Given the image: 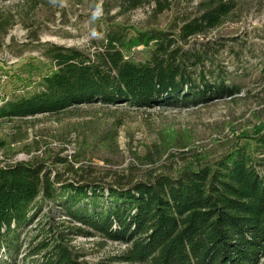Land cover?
Here are the masks:
<instances>
[{
	"label": "trees",
	"instance_id": "16d2710c",
	"mask_svg": "<svg viewBox=\"0 0 264 264\" xmlns=\"http://www.w3.org/2000/svg\"><path fill=\"white\" fill-rule=\"evenodd\" d=\"M198 9L168 29H108L91 54L49 44L51 71L33 91L4 100L0 118L92 103L184 106L237 94L239 84L216 78L207 66L218 49L208 42L188 45L218 26L233 4L204 0ZM133 46L145 48L143 61L126 56ZM55 162L78 172L65 157ZM262 166L264 125L211 161L141 180L100 184L81 173L63 179L39 162L0 161V264H15L20 229L33 221L38 199L55 203L60 217L80 226L49 222L21 264H86L72 249V236L125 244L114 264H264Z\"/></svg>",
	"mask_w": 264,
	"mask_h": 264
},
{
	"label": "rangeland",
	"instance_id": "374dc122",
	"mask_svg": "<svg viewBox=\"0 0 264 264\" xmlns=\"http://www.w3.org/2000/svg\"><path fill=\"white\" fill-rule=\"evenodd\" d=\"M202 1L0 0V105L33 91L51 71L45 56L49 44L91 54L108 29L130 34L149 27L168 29L178 17L197 15ZM226 1L233 4L228 16L190 38L188 45L208 42L218 49L207 66L216 78L239 84L237 94L184 106L92 103L56 114L0 118L2 164L39 162L63 179L81 173L103 184L194 168L244 142L264 125V0ZM125 54L135 61L147 56L139 46ZM57 156L71 161L78 172L56 163ZM32 207L33 221L20 229L15 264L44 237L49 222L80 226L60 217L53 202L38 199ZM70 245L86 264H111L125 249L101 236H72Z\"/></svg>",
	"mask_w": 264,
	"mask_h": 264
}]
</instances>
